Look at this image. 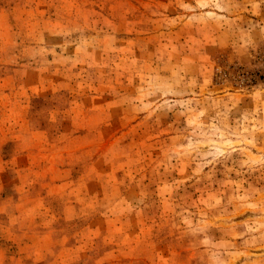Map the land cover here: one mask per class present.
Segmentation results:
<instances>
[{
    "label": "rangeland",
    "instance_id": "1",
    "mask_svg": "<svg viewBox=\"0 0 264 264\" xmlns=\"http://www.w3.org/2000/svg\"><path fill=\"white\" fill-rule=\"evenodd\" d=\"M0 264H264V0H0Z\"/></svg>",
    "mask_w": 264,
    "mask_h": 264
}]
</instances>
